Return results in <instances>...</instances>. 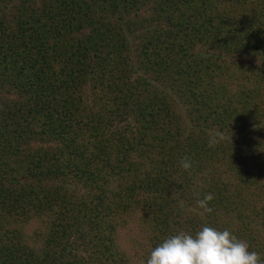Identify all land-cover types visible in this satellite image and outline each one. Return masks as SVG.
Segmentation results:
<instances>
[{"label": "trees", "instance_id": "16d2710c", "mask_svg": "<svg viewBox=\"0 0 264 264\" xmlns=\"http://www.w3.org/2000/svg\"><path fill=\"white\" fill-rule=\"evenodd\" d=\"M204 225L264 260V0H0V264Z\"/></svg>", "mask_w": 264, "mask_h": 264}, {"label": "clouds", "instance_id": "9594fccd", "mask_svg": "<svg viewBox=\"0 0 264 264\" xmlns=\"http://www.w3.org/2000/svg\"><path fill=\"white\" fill-rule=\"evenodd\" d=\"M213 142L210 140V146ZM181 166L188 170L191 161L184 157ZM212 199L208 194L197 204L204 212H211L208 204ZM146 264H264V260L229 230L204 225L194 233L178 232L162 239L151 249Z\"/></svg>", "mask_w": 264, "mask_h": 264}, {"label": "rangeland", "instance_id": "374dc122", "mask_svg": "<svg viewBox=\"0 0 264 264\" xmlns=\"http://www.w3.org/2000/svg\"><path fill=\"white\" fill-rule=\"evenodd\" d=\"M248 62V61H247Z\"/></svg>", "mask_w": 264, "mask_h": 264}]
</instances>
